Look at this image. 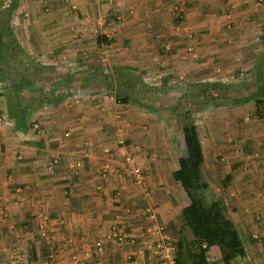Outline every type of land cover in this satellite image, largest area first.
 Instances as JSON below:
<instances>
[{
	"label": "crops",
	"instance_id": "0c3cea01",
	"mask_svg": "<svg viewBox=\"0 0 264 264\" xmlns=\"http://www.w3.org/2000/svg\"><path fill=\"white\" fill-rule=\"evenodd\" d=\"M13 1L14 18L29 21L28 28L35 24L30 38L18 41L27 53L74 65L104 19L130 39L129 46L112 44V69H144L151 75L161 70L169 81L184 72L188 94L196 98L205 82L233 85L239 69L256 73L264 54L263 0ZM177 2L187 5L184 20L172 14ZM190 45L206 61L194 59ZM95 83L84 79V85ZM258 83L256 74L253 84ZM48 95L51 100L38 104L27 125L19 126L9 114L8 97L0 94V114L12 121L0 137V264H45L47 258L50 264H77L72 254L80 264H172L152 256L151 240L145 239L153 223L177 243L182 210L190 202L173 176L187 150L178 146L171 122L142 102L121 103L114 95L76 108L67 104V92ZM226 103L205 104L197 113L203 116L202 126L196 124L210 193L226 202L246 246V255L234 264H264V118L253 99L229 102L220 111ZM246 116L253 122H245ZM34 122L44 130L33 128ZM228 135L236 141L228 143ZM106 148L120 159L110 160ZM125 153L135 154L144 169L142 183L115 171ZM51 157L60 162L50 168ZM40 226L47 228L46 236ZM117 226L128 242L109 239ZM100 238L106 240L101 251L95 247ZM208 258L223 264L217 245Z\"/></svg>",
	"mask_w": 264,
	"mask_h": 264
},
{
	"label": "rangeland",
	"instance_id": "374dc122",
	"mask_svg": "<svg viewBox=\"0 0 264 264\" xmlns=\"http://www.w3.org/2000/svg\"><path fill=\"white\" fill-rule=\"evenodd\" d=\"M11 1L12 0H0V21H4L9 17L11 19L10 21L13 32L15 36H17V40L19 41L20 39L24 41L25 36L28 40L30 38V36H28V30H30V27L35 26V24L33 23L32 26H29L28 28V25L30 24L29 21H26L22 17L16 20L14 18L15 7L10 6ZM179 3L180 2H177L176 4L178 5ZM176 4L172 6V14L175 20H184L185 17L183 19H179L174 14V6ZM76 8L73 6L74 10H76ZM184 9L186 16L187 5L185 3ZM111 18H113V16H111ZM115 24H117V20L115 21ZM111 27L112 24L107 23L104 19L98 21L97 27L95 28L92 36L93 42L87 41L86 52L82 50V53H78L79 55L74 58V65L71 66L68 65V61L67 63H63L62 61L60 62L59 58H56L55 63H53L51 59L48 58L50 54L45 55L44 59H42V54L39 55L40 57H38L36 53H27L22 46L21 48L24 51L23 53L18 52V54L10 55L9 51H7L6 57L9 66H4V71H2L3 73L0 74V94L6 95L9 101V97L16 96V92H18L14 89V87L15 85H17V82H19V80L26 83L31 82L30 88L19 91L23 96H25V98H38L42 94V92L45 93V91L46 94H49V92L53 93L55 91L64 92V94L65 92H67V95L69 97L67 104L76 108L77 105L80 106L82 105V103L92 98L97 99L96 103H103L105 99L109 100L110 97L115 96V90L117 88L133 91L134 96H137L140 102L146 105H143L145 109L156 111V114H160L161 118H167L168 121L171 122L172 127H174L175 131H177L176 142L182 150H185L184 135L182 130V115L184 112L188 111L192 115V117L195 118L196 123L200 124L201 122H199V120L203 119V116H197V113L206 103L201 101L200 98L192 97L190 96V94H188V92L191 90V85L189 86V81H187L188 77H186L187 75L184 72L181 73V75L173 76V78L169 81L168 77H166V80L163 77L165 76L164 71L157 70V75H151L153 73H150L147 70L131 68V71L140 76L142 78V81L140 84H138L139 86L137 85L138 87L132 86L131 88L127 86L126 82H129L127 76L124 74H118L116 72L114 73V69H112V66H110L109 62H112L114 58V56L112 55V50L114 47L112 44L114 43V41L123 42L125 46H129L130 39L119 36L118 31L111 29ZM99 34L105 35L108 39H112L113 42L111 44H108L105 41L101 45H99L97 42V37ZM78 38H80V36H78ZM80 42L83 43L82 40H80ZM93 46L97 47L95 48ZM190 48L191 45L188 47V50L194 59H200V62H202L203 60L206 61V58H202L199 53ZM166 49L169 50L168 46H166ZM44 60L51 63L45 64L43 63ZM101 73L108 75L114 74V78L111 79V85L107 84V80V83L99 82L97 84L95 83L92 85H84V79H86L89 75ZM161 73L163 74L161 75ZM248 73V70L239 69L236 75L240 79L232 85L233 87L229 89L227 96H248V94L250 95L253 91L257 90V87L253 84V79H255L257 72L255 73V71H253L250 74ZM61 78L70 80H66V82L64 80V84ZM263 92L264 88L259 90V93ZM230 103L228 102L226 103V105L221 106L218 109H220V111L221 108L226 109L231 105ZM260 112L263 115L262 117L264 118V106H261ZM0 118H2L3 120L8 119V117L2 114H0ZM252 120L253 119L251 118V116H246L244 121L253 122ZM32 125L33 128H37L36 130H39L40 132H42L45 127L42 126L39 122H34L32 123ZM2 126L3 125L0 126V137L3 134V128L5 127ZM200 126H202V124H200ZM66 135H68V133H66ZM227 138L228 143L232 144L236 141V139L232 135H228ZM254 154L258 156L256 153H251L249 155L250 157H253ZM53 159L54 158L51 157L49 166H51ZM59 162L54 164L57 165L59 164ZM52 166L54 167V165ZM23 191V188L19 190V192ZM40 229V232L43 231V235L46 236L47 228H42L40 226ZM40 234L42 235V233ZM73 255L74 254L71 255V259L73 261H76L77 264H80L81 258L77 259ZM54 256L50 257L49 255V259L51 258V260H53ZM14 263L16 264L17 262ZM46 263L50 264V260H48V258L45 264Z\"/></svg>",
	"mask_w": 264,
	"mask_h": 264
},
{
	"label": "trees",
	"instance_id": "16d2710c",
	"mask_svg": "<svg viewBox=\"0 0 264 264\" xmlns=\"http://www.w3.org/2000/svg\"><path fill=\"white\" fill-rule=\"evenodd\" d=\"M11 7H15V1H11ZM8 17L0 21V74L7 63V51L10 55L23 53L11 26ZM264 42V33L262 34ZM111 44L112 39L99 34L97 42ZM257 69L258 84L257 92L264 88V54ZM118 74H124L129 79L127 86H137L142 78L131 69L116 68ZM114 72V73H115ZM114 74H92L86 79L93 82H105L111 85ZM108 78V79H107ZM107 80V81H106ZM31 82H17L14 89L16 96L9 97V114L20 125H27L31 112L36 109L37 104L50 101L48 94L42 92L38 98L27 99L19 91L30 88ZM139 86V85H138ZM137 86V87H138ZM232 85L221 82H205L197 88L196 95L207 105H218L222 102L243 103L254 100L258 106L257 113L261 115L260 108L264 106V92L253 94V96L229 97V89ZM216 92V93H215ZM256 92V91H254ZM194 93V92H192ZM115 97L121 103H140L133 91L117 88ZM30 123V122H29ZM182 130L187 153L179 158V168L173 173L174 179L179 182L189 197V204L182 210L181 218L183 224L179 231L180 239L176 243L174 264H210L209 249L217 245L222 254L223 264H234L238 257L246 255L247 250L238 227L229 215L226 202L222 198H213L210 193V182L205 168V154L196 120L186 111L182 115Z\"/></svg>",
	"mask_w": 264,
	"mask_h": 264
},
{
	"label": "built area",
	"instance_id": "2783aa9c",
	"mask_svg": "<svg viewBox=\"0 0 264 264\" xmlns=\"http://www.w3.org/2000/svg\"><path fill=\"white\" fill-rule=\"evenodd\" d=\"M174 8H175L174 14L176 15V17L179 19H183L185 17L184 2H181L178 5L176 4ZM11 124H12L11 119L8 118L7 120H3L2 118H0V126L1 125L8 126ZM104 152L110 156V160L120 159V157L116 153L112 152L108 148L104 149ZM57 162H59V159L54 158L52 160L51 166L49 167L50 168L53 167L52 165H55L54 163ZM105 170L110 171V164H106ZM115 171L116 172L121 171L124 174L129 175L130 177H132L133 180H135L138 183H142L145 180L144 169L142 168L141 164L138 162L136 155L132 153H125L122 156L121 168L120 170L117 169ZM152 216L154 217V215ZM126 237L127 236L120 231L118 226L115 227L113 232L109 235L110 240H114L118 243L128 242V239ZM137 238H138L137 236L130 237L129 241L134 243L137 241ZM145 239L146 241L151 240L149 246L151 247L152 250V256L161 258L162 260H166L167 262L169 261L172 264L175 263L174 261L175 252L177 249L176 243H174L168 235L162 233L158 225L152 223L148 226L145 233ZM105 243L106 240L104 238H100L96 240L95 242L96 249L99 251L103 250L105 248ZM52 254L53 253L50 254V257H52ZM74 257L77 258L76 256Z\"/></svg>",
	"mask_w": 264,
	"mask_h": 264
}]
</instances>
